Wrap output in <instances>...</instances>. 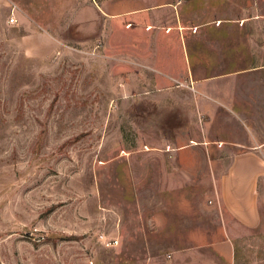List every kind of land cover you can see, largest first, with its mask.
I'll return each mask as SVG.
<instances>
[{"label":"rangeland","instance_id":"374dc122","mask_svg":"<svg viewBox=\"0 0 264 264\" xmlns=\"http://www.w3.org/2000/svg\"><path fill=\"white\" fill-rule=\"evenodd\" d=\"M21 1L33 26L0 31V264H264V227L232 225L234 261L212 246L226 142L264 140V0H187L199 80L169 83L155 37L98 31L102 0Z\"/></svg>","mask_w":264,"mask_h":264},{"label":"crops","instance_id":"0c3cea01","mask_svg":"<svg viewBox=\"0 0 264 264\" xmlns=\"http://www.w3.org/2000/svg\"><path fill=\"white\" fill-rule=\"evenodd\" d=\"M19 1L22 2L21 0H0V31H27V27H30L31 23L26 19L24 10L14 6L19 5L17 4ZM186 1L102 0L98 2L99 11L94 7H89V9L96 11L100 23L98 31H134L137 35L141 33L147 38H156L152 39L153 42L149 45L150 49L146 50L154 53L150 63L159 69V74L155 76L156 82L169 83L172 79H185L187 71L193 77L192 81H198L199 79L194 78L193 75L194 63L188 54L184 34V31L187 30L185 25L187 19ZM12 18H16L17 22H12ZM209 25H211L210 22L205 23L204 26ZM39 27L41 29L37 28L35 31H50L43 25ZM36 38H38L36 40H40V45L35 47L36 52L42 53L46 48L54 46V42L48 39L50 37L47 34L39 33ZM171 39H175L176 43L165 47L164 43ZM51 42L52 44H50ZM174 51L177 52V56L180 54L178 60L180 59L182 62L181 70L176 69L177 72L171 71L166 64L171 58V54L168 53ZM234 142H226V150L230 154V165L221 175L215 174L217 182L216 190H213L216 204L225 211L223 224L226 226L219 231L221 239L215 241L212 246L223 257L231 261H234L236 257V240L232 238L234 235L232 225L248 230L264 227V140L257 144H249L244 141ZM203 143L211 147L214 146V143L209 140ZM190 146L194 147V144L186 145L185 148ZM167 174L171 176L170 178L168 176L167 179H178L177 176L180 174L181 178L185 179L183 173ZM214 202L215 200L212 201L213 204ZM182 239V242L187 240L186 238ZM179 252L181 251H177L174 256H177ZM191 264L200 263L192 262Z\"/></svg>","mask_w":264,"mask_h":264},{"label":"built area","instance_id":"2783aa9c","mask_svg":"<svg viewBox=\"0 0 264 264\" xmlns=\"http://www.w3.org/2000/svg\"><path fill=\"white\" fill-rule=\"evenodd\" d=\"M11 21L12 22H17V19L16 18H12Z\"/></svg>","mask_w":264,"mask_h":264},{"label":"bare ground","instance_id":"6f19581e","mask_svg":"<svg viewBox=\"0 0 264 264\" xmlns=\"http://www.w3.org/2000/svg\"><path fill=\"white\" fill-rule=\"evenodd\" d=\"M196 142V141H195ZM204 144V143H203Z\"/></svg>","mask_w":264,"mask_h":264}]
</instances>
